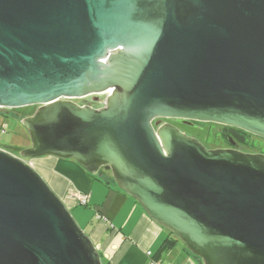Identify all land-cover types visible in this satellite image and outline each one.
Wrapping results in <instances>:
<instances>
[{"label": "water", "instance_id": "obj_1", "mask_svg": "<svg viewBox=\"0 0 264 264\" xmlns=\"http://www.w3.org/2000/svg\"><path fill=\"white\" fill-rule=\"evenodd\" d=\"M26 107L31 147L0 148V264H103L45 157L109 170L202 264H264V155L163 123L264 140V0H0V109Z\"/></svg>", "mask_w": 264, "mask_h": 264}, {"label": "crops", "instance_id": "obj_2", "mask_svg": "<svg viewBox=\"0 0 264 264\" xmlns=\"http://www.w3.org/2000/svg\"><path fill=\"white\" fill-rule=\"evenodd\" d=\"M60 161L63 164L58 166L59 175L51 187L59 197L67 199L68 206L80 211L84 230L107 264H202L168 229L152 221L139 203L120 191L105 173L95 178L72 160ZM74 194L89 195V205L78 206L73 200ZM167 240H174V246L155 260Z\"/></svg>", "mask_w": 264, "mask_h": 264}, {"label": "rangeland", "instance_id": "obj_3", "mask_svg": "<svg viewBox=\"0 0 264 264\" xmlns=\"http://www.w3.org/2000/svg\"><path fill=\"white\" fill-rule=\"evenodd\" d=\"M107 96L108 94H102L73 101L79 105H83L84 101H98V107H101L106 101ZM36 110L37 107L13 109L10 110L8 113H5L9 117L0 116V147L2 149L9 150L10 153H15L14 155L19 156L23 150L31 147V138L25 128L22 126L21 120L33 115ZM12 117H15V119ZM163 122L172 124L179 128L186 135L197 138L208 149H217L221 147L224 143L221 136L219 135L220 131L222 132L224 129L223 126L215 124H198L195 127H188L170 120H163ZM5 125H7V127L6 129H3L5 128ZM257 143L263 144L264 142L261 140L258 141L257 139ZM60 160L61 159L45 157L42 159L31 160L28 162L37 170V172L40 173V175L46 180V182L51 187L53 185V181L58 178V166L63 164ZM102 172L112 179L110 171H106L103 169ZM60 198L67 205V207H69L72 215L79 223L81 228L84 230L85 228L83 227L81 221L82 219L80 211H77L73 207L68 206V201L65 197L61 196Z\"/></svg>", "mask_w": 264, "mask_h": 264}, {"label": "flooded vegetation", "instance_id": "obj_4", "mask_svg": "<svg viewBox=\"0 0 264 264\" xmlns=\"http://www.w3.org/2000/svg\"><path fill=\"white\" fill-rule=\"evenodd\" d=\"M99 102L95 101V102H91V101H84V104L81 106H90L92 108H99L98 107ZM10 110H5V109H0V116H7L5 113H8ZM15 119V117H12ZM175 123L178 124H182L188 127H195L200 123H190L189 124H185L182 122H178V121H174ZM166 123V122H163ZM223 140V145L217 149H229V150H238L247 154H260V155H264V143H257V139L258 141L261 140L264 142L263 139L255 137L253 135H250L248 133H245L241 130L232 128V129H228L225 130L223 129V131H220L219 134ZM191 137V136H190ZM226 140V141H225ZM106 171H109L107 169H104Z\"/></svg>", "mask_w": 264, "mask_h": 264}, {"label": "trees", "instance_id": "obj_5", "mask_svg": "<svg viewBox=\"0 0 264 264\" xmlns=\"http://www.w3.org/2000/svg\"><path fill=\"white\" fill-rule=\"evenodd\" d=\"M3 117H6V116L3 115ZM224 129L228 130V129H232V128L224 127ZM98 176H96L95 178H97ZM174 244H175L174 240H167L165 243H163V245L160 247V249L158 250V252H157V254L155 256V260L159 259L164 252L170 250L174 246ZM101 258H102L103 264H107L106 261L103 259L102 255H101Z\"/></svg>", "mask_w": 264, "mask_h": 264}, {"label": "built area", "instance_id": "obj_6", "mask_svg": "<svg viewBox=\"0 0 264 264\" xmlns=\"http://www.w3.org/2000/svg\"><path fill=\"white\" fill-rule=\"evenodd\" d=\"M4 127L5 128H3V129H6L7 125H5ZM3 131H5V130H3ZM73 200L75 201V203L78 206L87 207L89 205V202H90V197L87 194H74ZM97 219H101V217L97 216ZM149 255H151V254L149 253Z\"/></svg>", "mask_w": 264, "mask_h": 264}, {"label": "bare ground", "instance_id": "obj_7", "mask_svg": "<svg viewBox=\"0 0 264 264\" xmlns=\"http://www.w3.org/2000/svg\"><path fill=\"white\" fill-rule=\"evenodd\" d=\"M108 94V93H107Z\"/></svg>", "mask_w": 264, "mask_h": 264}]
</instances>
